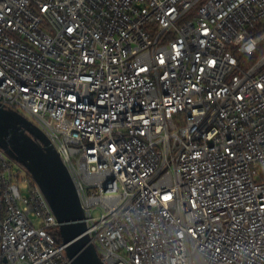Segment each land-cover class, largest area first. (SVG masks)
<instances>
[{"label":"built area","instance_id":"built-area-1","mask_svg":"<svg viewBox=\"0 0 264 264\" xmlns=\"http://www.w3.org/2000/svg\"><path fill=\"white\" fill-rule=\"evenodd\" d=\"M262 45L264 0H0V103L61 155L103 264H264ZM57 230L0 146V264H73Z\"/></svg>","mask_w":264,"mask_h":264},{"label":"water","instance_id":"water-1","mask_svg":"<svg viewBox=\"0 0 264 264\" xmlns=\"http://www.w3.org/2000/svg\"><path fill=\"white\" fill-rule=\"evenodd\" d=\"M0 146L27 168L46 194L72 263L103 264L87 233L78 189L61 155L31 120L1 103Z\"/></svg>","mask_w":264,"mask_h":264},{"label":"rangeland","instance_id":"rangeland-1","mask_svg":"<svg viewBox=\"0 0 264 264\" xmlns=\"http://www.w3.org/2000/svg\"><path fill=\"white\" fill-rule=\"evenodd\" d=\"M264 54V49L257 52V53H253V54H246L242 56V59L244 61V63L246 64V66H251L254 62H256L257 60H259V58Z\"/></svg>","mask_w":264,"mask_h":264},{"label":"trees","instance_id":"trees-1","mask_svg":"<svg viewBox=\"0 0 264 264\" xmlns=\"http://www.w3.org/2000/svg\"><path fill=\"white\" fill-rule=\"evenodd\" d=\"M263 30V29H262ZM264 48H263V45L261 46V49H260V51L261 50H263ZM240 59H242V57L240 56ZM255 63V62H254ZM253 63V64H254ZM252 64V65H253ZM243 65H245L246 66V64L243 62ZM57 237H58V241L60 242V243H62L63 241H62V237H61V234H60V231L59 230H57Z\"/></svg>","mask_w":264,"mask_h":264},{"label":"snow or ice","instance_id":"snow-or-ice-1","mask_svg":"<svg viewBox=\"0 0 264 264\" xmlns=\"http://www.w3.org/2000/svg\"><path fill=\"white\" fill-rule=\"evenodd\" d=\"M164 199H165V200H168V199H170V197H169V196H166V197H164Z\"/></svg>","mask_w":264,"mask_h":264}]
</instances>
